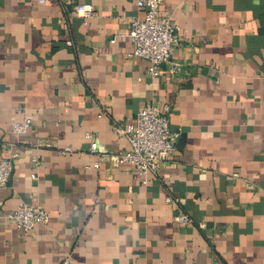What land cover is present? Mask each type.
<instances>
[{
  "label": "crops",
  "instance_id": "crops-1",
  "mask_svg": "<svg viewBox=\"0 0 264 264\" xmlns=\"http://www.w3.org/2000/svg\"><path fill=\"white\" fill-rule=\"evenodd\" d=\"M138 1L0 0V264H264V0H163L179 45L157 78L128 56ZM153 104L179 138L144 184L114 127ZM21 204L50 223L18 229Z\"/></svg>",
  "mask_w": 264,
  "mask_h": 264
},
{
  "label": "built area",
  "instance_id": "built-area-1",
  "mask_svg": "<svg viewBox=\"0 0 264 264\" xmlns=\"http://www.w3.org/2000/svg\"><path fill=\"white\" fill-rule=\"evenodd\" d=\"M138 6L145 10V15L142 19H131L129 38L132 51L128 56L149 61L148 74L157 78L161 68L172 62L174 51L179 45L178 26L170 12L164 9L163 0H139ZM76 13L88 18L94 14V7L91 4L80 5L76 8ZM170 113V106L153 104L138 113L135 124L114 127V134L119 138H126L129 143V149L117 156L118 161L133 167L143 178L144 184L148 182L149 177L159 176L162 161L176 151L179 134L171 131ZM31 126L32 119L25 118L16 122L11 132L16 136L25 135ZM96 151L97 143L93 142L91 153ZM13 170L12 161H0V188L8 186L11 182ZM9 219L18 229L28 232L38 225H48L52 215L41 207L21 204L9 215ZM175 220L182 225L192 222L190 217L184 214L177 216Z\"/></svg>",
  "mask_w": 264,
  "mask_h": 264
}]
</instances>
